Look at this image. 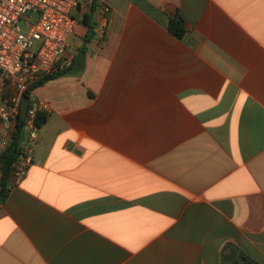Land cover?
Here are the masks:
<instances>
[{
    "label": "crops",
    "instance_id": "obj_1",
    "mask_svg": "<svg viewBox=\"0 0 264 264\" xmlns=\"http://www.w3.org/2000/svg\"><path fill=\"white\" fill-rule=\"evenodd\" d=\"M98 3L33 88L50 110L0 264H264V0Z\"/></svg>",
    "mask_w": 264,
    "mask_h": 264
},
{
    "label": "built area",
    "instance_id": "obj_2",
    "mask_svg": "<svg viewBox=\"0 0 264 264\" xmlns=\"http://www.w3.org/2000/svg\"><path fill=\"white\" fill-rule=\"evenodd\" d=\"M92 4L93 0H0V153L21 117L22 98H28L21 117L20 152L9 178L13 186L32 164L38 115L50 110L33 88L67 65V41L77 24L74 13L89 12ZM107 14L104 7L100 14L104 23Z\"/></svg>",
    "mask_w": 264,
    "mask_h": 264
},
{
    "label": "trees",
    "instance_id": "obj_3",
    "mask_svg": "<svg viewBox=\"0 0 264 264\" xmlns=\"http://www.w3.org/2000/svg\"><path fill=\"white\" fill-rule=\"evenodd\" d=\"M101 7L98 3V0H93L92 7L90 8L89 13L84 14L82 18V24L87 28L86 33L83 37L84 45L81 47L79 51V57L85 54V44H87L94 36V16L96 15L97 9ZM168 31L176 38L180 39L182 34L184 33V24L179 15H175L168 22ZM59 74V73H58ZM57 74V75H58ZM55 74L46 77L43 81L39 82L34 88L39 87L46 83L49 80L55 78ZM23 119L19 117L17 119L12 138L10 140L7 148L0 153V203L4 202L8 196V192L10 189V173L13 168V165L19 156L20 152V144H21V125ZM46 122V116L44 114L38 115L37 118V126L41 127Z\"/></svg>",
    "mask_w": 264,
    "mask_h": 264
},
{
    "label": "water",
    "instance_id": "obj_4",
    "mask_svg": "<svg viewBox=\"0 0 264 264\" xmlns=\"http://www.w3.org/2000/svg\"><path fill=\"white\" fill-rule=\"evenodd\" d=\"M27 104H28V98L26 96H24L22 98L21 107H20V112H21V117L22 118L24 117V114L26 112Z\"/></svg>",
    "mask_w": 264,
    "mask_h": 264
},
{
    "label": "rangeland",
    "instance_id": "obj_5",
    "mask_svg": "<svg viewBox=\"0 0 264 264\" xmlns=\"http://www.w3.org/2000/svg\"><path fill=\"white\" fill-rule=\"evenodd\" d=\"M78 16L80 17L81 14L79 13ZM20 27L23 28L22 25H21ZM73 47H74V45H73ZM73 47H72V48H73ZM70 50H71V46L68 47V50H67V54H68V55L71 53Z\"/></svg>",
    "mask_w": 264,
    "mask_h": 264
}]
</instances>
